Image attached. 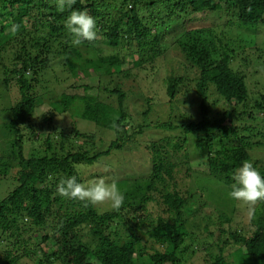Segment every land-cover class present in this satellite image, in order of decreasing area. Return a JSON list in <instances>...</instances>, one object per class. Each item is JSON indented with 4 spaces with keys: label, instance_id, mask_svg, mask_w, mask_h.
<instances>
[{
    "label": "trees",
    "instance_id": "1",
    "mask_svg": "<svg viewBox=\"0 0 264 264\" xmlns=\"http://www.w3.org/2000/svg\"><path fill=\"white\" fill-rule=\"evenodd\" d=\"M73 8L96 18L94 41L73 46L64 27L70 9L58 12L53 0H0V84L15 100L8 123L0 126V139L8 138L6 145L0 141V264L23 258L34 264H264V201L250 209L232 200L229 210L211 209L212 218L197 201L202 185L191 187L206 174L229 191L232 173L245 159L264 175V94L252 99L243 72L231 66L238 50L225 29L236 25L255 33L264 54V0H76ZM215 20L225 27L217 31ZM13 24L20 25L16 33ZM204 33L212 35L218 60L209 51L212 40L201 39ZM9 49L11 65L3 63ZM83 49L91 57L83 58ZM173 52L197 78L164 70L160 91L169 103L179 93L196 102L199 116L180 112L175 121L155 124L176 134L138 141L144 124L137 123L134 106L145 107L143 119L149 115L153 80L142 87L135 70L150 77ZM59 58L74 75L99 72V96L51 91L52 101L45 102L39 91L51 81L44 74ZM76 102L81 112L72 119ZM78 119L94 133L78 129ZM106 133L114 138L103 147ZM128 147L141 153L147 170L124 190L119 210L101 211L56 193L59 178L72 174L74 164L89 168L113 149ZM193 149L204 156L197 163L203 171L190 158ZM114 223L125 230L123 237ZM143 237L152 241L149 247ZM187 240L193 241L190 250Z\"/></svg>",
    "mask_w": 264,
    "mask_h": 264
},
{
    "label": "rangeland",
    "instance_id": "2",
    "mask_svg": "<svg viewBox=\"0 0 264 264\" xmlns=\"http://www.w3.org/2000/svg\"><path fill=\"white\" fill-rule=\"evenodd\" d=\"M214 23H217V25L216 26L214 24H211V25L215 29L217 28V31H220L222 28L225 27L223 26L221 20L219 21L215 20ZM227 28L229 30L226 35L229 38L234 39L235 41L234 48L238 50L237 57L231 63V66L234 69L243 72L245 76L246 84L250 91L251 98L256 99L257 95L264 94V63H263L264 54L261 51L262 42L259 43L258 45L257 43L254 42L255 33L254 34L246 33L244 32L243 29H240V27H237L236 25H233L231 27L226 26L225 29ZM262 33L264 34L263 31ZM238 37L239 39H242L243 42L241 43L237 42ZM201 39H203L204 41H210L213 38L211 34L204 33ZM216 47L217 46L214 43V40H212V44L209 47L210 49L209 51L212 54L211 57L213 60L219 59L218 54L216 52V49H217ZM109 50H112V49H109ZM12 52L13 51L9 49L8 53L5 55L3 59V63L11 65ZM123 52H126V50L125 49L123 51L121 50V53ZM91 53L93 52H91L89 49H83L82 57L89 58L91 57ZM98 54L101 55L102 53L100 52ZM177 57H178L177 53L173 52L172 57L171 56L168 57L165 60V62L161 61L160 66L157 64L153 72L154 74L151 76L149 75L150 77H146L145 75H143V70L141 69L135 70L139 76L138 78L139 84L142 87L144 86L148 87V85H145V84H148V81L151 83V81L153 80L151 84V88H150L152 89L153 97L151 96L149 89H147V95L152 97V108L148 113L149 115L147 114L148 116L143 119L142 116H140L141 115L140 110H144L145 107L144 106L142 107V105L140 104L134 106L136 117L138 116V119L136 120L137 123H140V124L143 123L144 126L146 124L151 126L149 128H145L143 126V130L141 131V133L135 136V139H137L138 141L147 143L149 141L158 140L159 138H161L162 136L166 134L169 136H172L174 133L176 134V130L169 131L166 129L158 128L156 127L155 124L160 121L161 122L175 121L174 118H177V114L180 112H188L191 115L193 114L194 118L199 116L198 106H196V102L185 99L184 97H182L181 93H179L177 98L172 103H169L166 101V99L163 98L165 96L163 90L162 92L160 91L161 87L159 86L160 85L159 80L160 81L162 80L161 77L163 75L164 70H166L167 72H171V70L172 71L176 70L177 73L180 72L184 76L191 77L193 79L197 78V74H198V73L196 74L197 71H195L194 68L189 70L187 66L183 63V60L177 59ZM0 60H2L1 57H0ZM58 60L60 61L59 62L57 61L58 63H53L52 68L49 71H47L46 74H44V76L50 79L51 81L50 86L48 85L49 88L42 89L39 91L43 95L45 102L52 101L53 96L50 94L51 91L54 92L57 95V97L61 93L76 94V95L86 94V95L95 96V97L99 96L97 93V88L99 85L97 77L100 76L98 74L99 72L97 73L91 72L85 76H82L81 74L80 76L78 74L74 75V72L69 73L64 68V66L66 68H68V66L63 65L65 62H62L61 58H59ZM0 77H1V73H0ZM86 87H88V89L85 90ZM35 91L36 89L34 90V92ZM13 95L15 96L16 94L14 93ZM48 99H51V100H48ZM14 102L15 100H13V98L10 97V94L7 92V90H5L2 84H0V126H4L8 123L10 119L9 108L14 104ZM220 108L221 107L218 106L215 109L214 113L216 111H219ZM39 111L41 112V110ZM70 111L73 112L71 115L72 116L71 118L72 119L76 118L81 112L80 103L76 102L75 108H73ZM214 113L212 116L215 115ZM77 121L79 125L77 126L78 129L80 128L84 132L91 131L92 133H94L93 129L89 130L88 127L86 126V124H90L89 122L87 121L83 122L80 119H78ZM62 126L66 129V124H62ZM135 127H137V124ZM126 128H128V126ZM1 130L5 132L4 129H1ZM70 132H71V129L67 128V134ZM107 134L109 133H106V135ZM111 138H114V136L111 137V134L103 137V140H101V144L103 145V147L108 146ZM7 139L8 138L5 136L3 137V139H0V141L3 144L5 143L4 145H6V143L8 142ZM95 141L96 142L98 141L99 143L100 137L97 136ZM123 150L118 151L116 149H113L108 155L101 156L99 160L95 162L93 166L89 168L83 167V169L86 171L84 175V179L86 181H91L97 177H102L107 182H111L112 180H117L122 191L132 188L134 186V181L137 179L136 177H138L136 174L140 172L141 175H143V172H146L147 167H145L144 161L140 157L141 153L137 154V152L132 151L130 147L127 148L128 152L125 151V149ZM34 151L36 153H40L41 149L34 147ZM256 151H259V150H256ZM199 152H200L199 150L193 149L191 150L189 154H190V158L194 160L193 164L195 168L202 169L203 171L205 169L204 166L197 164L203 161V158H204L203 154L201 158L198 156ZM136 158L137 160L135 161ZM90 169H92V171H89ZM196 177H197L195 178L196 181H199V182L194 183L191 180L192 181L191 187L193 190H196L197 187L195 186H199L198 184L202 185L201 187L204 190V196L202 198L198 197L197 201H200L198 204L205 205V206H201V208L207 213V215H211L212 213L211 209H218V210H221V209L229 210L230 209V207L233 205V201L228 198L227 196L228 189L224 185L220 184V182H218L215 179L212 180L206 174L205 175L201 174ZM179 181H182V180H179ZM191 181L188 180V183L191 184ZM188 206H189V202H188L187 207ZM97 207L101 211L111 209L110 202H105L103 204L97 205ZM242 211H246V210L243 209ZM194 214H196V212ZM246 215L249 216V213H247ZM212 216L213 215H211L210 217ZM188 218L190 219V217H187L186 219ZM197 218L199 219V217ZM249 221H250V216H249V219H246L245 222H249ZM191 222L193 224L192 219H190L187 224H190ZM194 224H198L197 219H195ZM112 226H113V230L117 232H121L122 237L125 235V230L123 229L122 226H119L118 223H114ZM225 226H228V224ZM233 226H235V223H233ZM145 240L146 238L143 237L141 244L146 243L147 247H149L152 241L145 242ZM186 245L189 246L188 250H190V247L193 246V241L190 242L189 240H187ZM145 259H139V260L143 261ZM198 259L202 260L203 256L202 255L198 256ZM20 264H34V263L32 262L31 259L23 258Z\"/></svg>",
    "mask_w": 264,
    "mask_h": 264
},
{
    "label": "clouds",
    "instance_id": "3",
    "mask_svg": "<svg viewBox=\"0 0 264 264\" xmlns=\"http://www.w3.org/2000/svg\"><path fill=\"white\" fill-rule=\"evenodd\" d=\"M58 12H64L67 7L69 15L64 20V27L71 37L72 45L79 46L82 41H94L98 33L97 20L87 11L73 8L76 0H53ZM20 25L13 24L11 32L16 33ZM116 130L119 131L118 126ZM233 183L227 192L229 199L239 205L252 209L258 201H264V175L251 159L242 160L232 173ZM56 193L63 198L85 202L88 205H100L110 202L113 210H119L125 201L117 180L107 182L104 178L84 181L83 166L73 165V173L61 176L56 185ZM253 210L249 211V216Z\"/></svg>",
    "mask_w": 264,
    "mask_h": 264
}]
</instances>
